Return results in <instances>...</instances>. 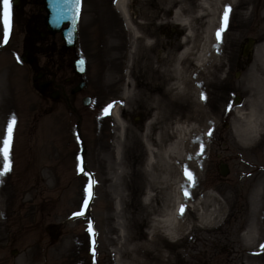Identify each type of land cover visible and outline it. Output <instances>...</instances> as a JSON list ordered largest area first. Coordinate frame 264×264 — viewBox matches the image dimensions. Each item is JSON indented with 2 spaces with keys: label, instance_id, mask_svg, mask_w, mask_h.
Here are the masks:
<instances>
[{
  "label": "rangeland",
  "instance_id": "rangeland-1",
  "mask_svg": "<svg viewBox=\"0 0 264 264\" xmlns=\"http://www.w3.org/2000/svg\"><path fill=\"white\" fill-rule=\"evenodd\" d=\"M116 1L82 0L76 48L59 57L62 45L55 36L57 51L47 56L41 54L38 59L40 65L56 73L60 83L73 74L69 60L70 63L74 57L85 60L86 88L79 97L72 98L70 107L62 101L52 102L41 97L32 88L30 71L19 64L23 29L18 24L11 27L9 42L3 46V24L0 23V135L3 141L8 136L10 121L15 118L9 149L10 171L4 176L6 217L0 234V264H115L117 252L123 249L119 239L121 226L126 235L134 236L138 232L134 222L139 223L138 230L143 235L138 243H142L147 239L145 232L151 222L167 219L166 209L173 202L178 185L169 178L164 180L166 140L161 136L165 125L164 92L159 89L151 93L141 74L128 78V54L136 46L129 30L155 24L152 30L162 37L165 52L170 53L173 48H181L178 42L185 36V29L173 21L174 0H127L128 19L115 8ZM235 6L237 13L229 17L230 27H236L241 21L248 34L229 32V28L224 32V47L232 40H245L246 36L255 40L251 62L241 77L247 80L245 96L250 101L242 109L243 113H237L248 119L262 111L247 107L251 103H255V108L263 106L264 101V0H237ZM167 9L169 15L164 14ZM150 53L156 61L154 65L162 64L157 60L156 46ZM222 68L207 65L199 78L204 83L211 69L221 72ZM154 78L164 84V70L158 68ZM202 94L205 96L206 89ZM85 95L91 98L89 106L80 103ZM225 99L216 105L210 99L213 112L203 109L195 114L200 116L203 125L208 115L214 117L209 141L201 144L197 137L195 140L204 166L201 177L193 182L194 160L189 153L178 169L179 177L188 182L199 198L208 191L213 193L216 202L227 204L225 217L217 222V227L193 229L186 240L171 244L166 250L168 264H264V254L254 255L264 250L261 247L264 192L261 209L255 210L252 204L255 191L259 187L264 191V146L261 144L264 129L259 138L244 140L240 130L248 132V129L240 126L241 119L231 113L232 105H226ZM109 105L118 108L122 126L111 115L113 107L105 113ZM157 106L162 112L154 120ZM79 140L86 146V167L96 183L88 219L75 215L83 211L88 187L87 176L82 174L77 161ZM218 160L228 165L229 174L221 180L212 178L208 184L207 175L215 171ZM190 204H198V200ZM207 204L211 208L214 205L211 201ZM256 219L262 228L253 243L247 244L244 237ZM89 220L93 222L95 235L88 231Z\"/></svg>",
  "mask_w": 264,
  "mask_h": 264
},
{
  "label": "bare ground",
  "instance_id": "bare-ground-1",
  "mask_svg": "<svg viewBox=\"0 0 264 264\" xmlns=\"http://www.w3.org/2000/svg\"><path fill=\"white\" fill-rule=\"evenodd\" d=\"M236 1H172V3L174 2L171 3L172 8L176 7L173 11V21L185 29L183 30L185 36L178 42V45L181 44V48H173L169 51L170 53L165 52L162 37H158L152 30L155 24L141 25V30H129L134 35L132 38L136 46L133 52L128 54L130 67L127 76L131 79L134 78V75L141 74L151 93L159 89L164 92L165 125L161 132L164 141L166 140L164 146V180L167 181L168 178L173 180L178 188L173 192V202L166 209L167 219L151 222L148 232H145L147 239L144 242L138 243L143 235L142 231L138 230L139 223L134 222V227L138 231L134 236L126 235V230L122 226L120 227L119 239L122 240L120 242L123 249L120 248L117 252L118 257L115 264H168L170 262L169 251L166 250L170 249L171 244L186 240L193 229L215 227L224 216L227 204L222 201L216 202L217 199L210 192L199 198L195 194L196 192L189 187L188 182L185 183L179 177L178 169L179 164L185 159L186 153H189L188 155L194 160L193 182L198 180L203 173V161L195 140L196 137L199 138L201 144L208 140L209 132L214 128V117L208 115L203 125L196 116L202 112L203 107L202 84L199 74L205 70L207 65L214 64V67L220 65L222 68L227 57L226 54L231 55L233 51L229 50L231 46L229 49L227 46L224 47L225 33H222L221 40L217 42L216 32L221 25V17L226 5L232 9L230 16H235ZM115 6L126 19L129 18L127 0H118ZM164 14L169 15L170 11L167 9ZM151 16L154 15L151 14ZM127 24L129 25L128 21ZM231 24L229 20L227 30L231 28ZM154 44L158 48L157 60L162 63L159 65H154L156 61L152 60L150 53L155 48ZM221 58L223 59L219 63ZM158 68L164 70V84L158 83V80L154 78L158 73ZM222 70L224 71V68ZM161 112L162 108L157 106L154 120L161 115ZM111 115L117 124L122 126L118 108H113ZM257 120V118H253L247 124L248 132L240 130L244 134L242 136L244 140L247 137H255L257 132H260V127L255 124ZM191 144L194 146L192 147ZM3 146V135H0V148ZM151 159V154H149V164L152 162ZM3 165L4 159L0 153V170H3ZM4 176H0V234L3 232L5 204ZM185 192H187V196H185ZM262 197L263 189L259 187L252 197L255 210L261 209ZM195 199L198 200V204H190ZM144 201L147 203L148 198ZM207 201H211L217 207L214 205L212 208L207 207ZM202 204L206 206L203 207ZM182 205L184 212L181 215L180 208ZM257 230L258 222L253 221L248 226L244 237L248 241L247 244L253 243L251 241L255 240Z\"/></svg>",
  "mask_w": 264,
  "mask_h": 264
},
{
  "label": "flooded vegetation",
  "instance_id": "flooded-vegetation-1",
  "mask_svg": "<svg viewBox=\"0 0 264 264\" xmlns=\"http://www.w3.org/2000/svg\"><path fill=\"white\" fill-rule=\"evenodd\" d=\"M22 7L24 8L27 4H31L32 0H20ZM28 11H33L31 9H29ZM36 11V10H35ZM31 15H37V19H38V14H36L35 12H33ZM29 15V16H31ZM41 26V22L37 21L34 23L33 25V30H39V27ZM243 26H239L237 27L236 31L240 32V33H244L246 34L247 30L246 28H242ZM248 34V32H247ZM245 40L239 38L238 42L236 43V56L234 60H230V68L232 70V67H234V72L233 74L230 75V77L228 79H226V81L224 82H216V81H212L213 84L210 88V91H212L210 98L211 102H213L214 105H216V102H220L222 101L223 98H226V105L230 106V103L232 106H235V104H237V107L240 109H243L247 106V104L249 103L250 99H248V96H245V92H247V85L246 82L247 80L245 78H241L242 74L245 72V67H247L249 65V63L251 62V57L249 56H244V51L243 48L245 47V45H247L248 43V39L249 37L246 36V38H244ZM254 40V39H253ZM255 42V40H254ZM50 43H54L53 40H51L49 42ZM55 44V43H54ZM54 44L50 45V48L53 50H56ZM56 45V44H55ZM235 62V65H233ZM61 65V64H59ZM63 65V63H62ZM52 74V75H51ZM50 80L51 83L50 85L47 87V91H49L50 93H57L58 99L60 97H64V99L66 101H68V97L73 96L74 94H72L73 88L76 87V83L75 79H72V77H67L65 78L63 83H60L59 78L56 77V73H53V71H50ZM264 82V80H263ZM227 90H229V94L225 95ZM67 92L70 93V96H67ZM211 102L209 100L208 102V108L209 110L212 111V106H211ZM229 102V103H228ZM263 106L260 104L259 107L255 108V103H251L247 108H252L254 110H256L257 112H259V110L261 109L262 113H258V117H259V121H260V125L262 126V129H264V101H263ZM232 106H230V108H232ZM248 110V109H247ZM244 111V109H243ZM245 112H247L245 110Z\"/></svg>",
  "mask_w": 264,
  "mask_h": 264
},
{
  "label": "snow or ice",
  "instance_id": "snow-or-ice-1",
  "mask_svg": "<svg viewBox=\"0 0 264 264\" xmlns=\"http://www.w3.org/2000/svg\"><path fill=\"white\" fill-rule=\"evenodd\" d=\"M69 2V0H66V3ZM73 7L76 9V11H79L80 8V0H74ZM12 0H0V23L3 24V38L4 41L7 42L8 35L10 32L11 28V19H12ZM232 9L230 6L226 5L224 8L223 15L221 17V26L216 32V39L217 42L221 40L222 33H224L228 27L229 23V16L231 13ZM72 23L75 24V17H72ZM82 63V62H81ZM201 98L204 99L203 94L201 95ZM113 105H109L107 108L104 109L105 113L108 114V110L112 107ZM15 123V118H13L8 127V136L5 138L3 141V148H0V153L3 155L4 159V165H3V170H0V176H4L7 172L10 171V163H9V149H10V143H11V130H12V125ZM209 135H211V132H209ZM189 179H191V176H189ZM87 191V189H86ZM90 195V193H89ZM185 196H187V192H185ZM88 201H84L85 207L87 206ZM184 212V206L182 205L180 208V214L182 215ZM75 215H82V213H76ZM91 224L89 225V232H91Z\"/></svg>",
  "mask_w": 264,
  "mask_h": 264
},
{
  "label": "water",
  "instance_id": "water-1",
  "mask_svg": "<svg viewBox=\"0 0 264 264\" xmlns=\"http://www.w3.org/2000/svg\"><path fill=\"white\" fill-rule=\"evenodd\" d=\"M46 12L47 18L46 23L47 25L55 30L60 29V27L66 23L69 24L67 32L64 34L66 37L73 39V43L69 45L74 46V32H75V24L78 18V12L73 7L74 0H69L66 3V0H44L43 2ZM75 17V24L72 23V17Z\"/></svg>",
  "mask_w": 264,
  "mask_h": 264
}]
</instances>
